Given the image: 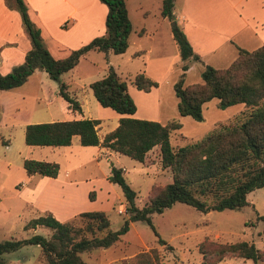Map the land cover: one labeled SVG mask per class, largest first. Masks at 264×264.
<instances>
[{"label": "trees", "instance_id": "obj_1", "mask_svg": "<svg viewBox=\"0 0 264 264\" xmlns=\"http://www.w3.org/2000/svg\"><path fill=\"white\" fill-rule=\"evenodd\" d=\"M4 1L19 11L30 47L20 63L10 71L0 73V89L18 86L34 69H40L57 81V93L66 101L67 107L80 110L79 101L68 92L59 75L73 67L79 56L89 49L101 50L105 54L125 50L131 24L124 0H99L106 6L103 33L58 58L53 57L43 44L39 29L28 17L24 1ZM172 6L173 0H161L160 14L173 20ZM170 28L181 60V71L173 82L178 113L201 120V105L212 97L216 98L215 104L219 108L238 102L243 103V108L227 117L225 122L218 120L201 137L176 147L169 140L170 131L180 126L175 118L160 123L121 115L115 127L101 138L97 134V118L25 123L23 141L27 145H66L73 135H77L81 145L104 146L140 162L144 161L147 151L157 145L159 160L162 166L169 168L171 180L151 184L145 202L137 206L135 191L122 176V168L111 165L107 178L120 186L128 213L118 228L109 227V219L102 210L79 211L67 220H58L45 210L27 220L23 228L43 225L51 230L50 234L35 233L25 238L0 240V263L3 252L34 243L39 245L38 257L44 264H89L81 257L82 252L110 246L126 231L128 222L136 219L144 220L150 226L158 243L172 248L151 223L152 212H159L175 201L192 205L199 211L240 208L248 203L247 192L264 184V44L250 50L238 48L236 56L224 67L205 64L200 71L201 81L183 84L188 62L198 56L175 21ZM131 82L144 91L156 85V81L143 71L134 73ZM88 86L99 105L120 114L134 112L135 103L126 90V81L112 65L108 64L104 74L91 80ZM21 165L26 174L55 176L58 170L55 161L29 157L23 158ZM76 218L84 223L74 224L72 220ZM256 218L261 220L260 232L264 234V214L256 215ZM197 247L201 254L200 264H215L227 255L250 258L253 264L264 260V249L246 240L220 242L203 238ZM118 264H159L157 250L149 247L130 258H122Z\"/></svg>", "mask_w": 264, "mask_h": 264}, {"label": "rangeland", "instance_id": "obj_2", "mask_svg": "<svg viewBox=\"0 0 264 264\" xmlns=\"http://www.w3.org/2000/svg\"><path fill=\"white\" fill-rule=\"evenodd\" d=\"M124 2L131 27L134 30V32L129 31L127 35L125 50L120 53L107 52L105 54L101 50L90 49L84 54V57L77 60L78 63L76 62L74 67L59 75L61 81L68 83V92L77 100L82 101L84 113L88 112L92 116L103 117L100 128H98L99 133L112 129L113 118L110 113L114 111L97 103L88 82L98 77L96 73L105 72L107 65L110 64L116 73L125 79L126 83L128 81L133 85L131 77L136 72L126 74L125 70H133L141 61L133 57L126 60V56L134 49L131 39L141 40L144 43L149 40L135 32L142 23L153 30L155 37H158L159 42L154 44L151 51L153 54H169L174 42V39L172 40L166 35V31L171 28L170 21L161 18V0H124ZM180 2L181 0H173L175 10L179 9ZM254 3L260 4L259 0H238L236 4V9L249 22V25L248 13ZM25 5L29 19L40 33L41 28L37 22L36 8L27 3ZM186 5L189 12H197L201 16H208L214 10L224 12L226 8L224 0H186ZM261 7L264 8V5ZM14 10L19 23H21L19 11L16 8ZM144 11H147L146 14ZM223 21L225 19H221L220 23L206 24L204 33L222 37L225 33V27L221 24ZM262 22V26L258 25L253 28L257 36L264 41V18H262ZM155 27L156 30H154ZM60 28L65 29V27ZM247 31L248 27L243 26L231 38V42L236 45L237 50L238 48L250 50L253 49L252 47L261 45L260 43L240 41L239 38L247 40L250 37ZM62 33L63 31H58V35ZM41 40L42 42L46 40L48 45H52V39L46 33L44 38L41 37ZM20 48L22 47L20 46ZM20 48L17 47L13 51H19ZM3 49L2 53H5L6 50ZM108 59L110 62H107ZM20 60L18 53L14 54L13 61L15 63L13 62L10 67L9 65H0V71L7 69L10 71L13 66L22 61ZM40 73V75L29 74L16 87L0 89V240L10 237L25 238L35 233L48 236L51 230L46 226L37 225L34 228L24 229L23 225L27 220L45 210L50 211L58 219V208L67 214L60 215L61 220L71 217L72 211L75 213L83 210H102L109 219V227L116 229L127 218L128 213L120 186L107 178L110 165L123 167L122 176L135 191L134 202L137 206H141L145 202L150 185L170 181L171 172L168 167L162 166L159 157L157 158V146H153L144 161L140 162L119 153H112L115 155L108 157L106 152H99L95 159L91 155L95 147L81 145L76 137L71 143V153L67 152L70 147H59L62 149L58 150V145L25 144L23 141L25 123L68 119L77 115L75 114L77 110L69 109L66 101L57 93V81L50 78L43 70ZM82 82L85 83V89L79 86ZM182 82H184V75ZM164 91L161 108H165L162 111L167 113L171 110L168 115L177 114L175 105L169 107L168 88ZM146 98L137 99L136 104L139 112L156 104V91H150ZM213 100L216 102V98L213 97L206 103L207 107H204L205 119L203 121L192 119L189 115H185L181 123L178 121L180 126L169 133L172 146L183 145L201 137L210 129L211 121L217 119L225 122L227 117L243 108L241 102L219 108L212 102ZM101 150L104 151L103 148ZM23 157L55 161L57 165L59 159L61 175L65 169L71 168L70 179H75L76 182L63 188L66 189L63 191L59 187L58 177L53 179V177L38 173L26 174L21 165ZM90 193L91 195H89ZM246 199L248 203L240 208L199 211L192 205L175 201L159 212H152L150 214L151 223L159 236L166 243H170L172 248L158 243L150 226L144 220L136 219L128 222L126 231L121 233L119 239L113 244L105 248L98 247L82 252L81 257L89 264H118L122 258H130L138 251L154 247L157 250L159 264H200L201 254L197 244L203 238L220 242L246 240L253 242L256 247L264 249V234L260 232L261 220L256 218V215L264 214V184L247 192ZM63 206L66 208H62ZM118 207L122 208L121 212L117 211ZM72 222L74 224L84 223L78 218ZM38 252V244H23L15 250L3 252L0 264H41L38 261L39 257L36 258ZM215 264H253V261L250 258L227 255ZM256 264H264V260H258Z\"/></svg>", "mask_w": 264, "mask_h": 264}, {"label": "crops", "instance_id": "obj_3", "mask_svg": "<svg viewBox=\"0 0 264 264\" xmlns=\"http://www.w3.org/2000/svg\"><path fill=\"white\" fill-rule=\"evenodd\" d=\"M23 1L27 3L29 6L36 8L37 22L41 28L40 30L41 37L44 38V34L46 33L47 36H49L52 39L51 42L52 45H48L46 40L45 42L43 41V44L45 45L49 53L55 58L65 56L68 53L69 49L75 48L87 42L91 37L101 34L104 31V15L106 11V6L103 2L99 0H23ZM237 2L238 0H224V3L226 5L224 12L223 11L216 12V10H214L212 13H209L208 16H201L197 14V12L194 13L189 12L188 11L189 8L186 5V0H181L178 10H175L172 6L173 20L182 28L191 46L192 51L198 56L197 59H193L188 62V66L184 70L183 84L201 81V77L199 75H200V71L202 70L205 64L211 65L213 67H224L228 65L230 61L237 54L236 45H234L231 42V38L234 36V34L240 31L241 27L243 26L248 27L247 33L248 36L250 35V37H248L247 40H243L239 38L240 41L253 42V44H259V43L264 44L263 43L264 41L257 36V33L254 29L255 26L258 25L262 26L263 24L262 18H264V8L261 6L264 5V0H259L261 5L260 4L258 5V3L257 4L254 3L253 7L252 8L250 7L249 10L250 12L248 13L249 14L248 17L251 26L248 24L249 22L245 20L244 17L241 15V13L236 9ZM14 9L15 8L13 6H8L4 0H0V65H6V66L9 65V67L13 65V62L15 63V61H13L14 54L18 53V57L20 56L21 60H23L24 53L30 47L29 37L22 25V22L19 23L18 16L16 12H14L15 11ZM146 12L147 11H144L145 14ZM161 18L162 19L166 18L168 21H171L167 17L162 15ZM221 19H225V21L221 23L225 27V31H224L225 33L224 35H222V37L219 38L218 36L215 37L211 34L209 35L207 33H204V27L206 26V24L210 25L211 22L213 24L215 22L220 23ZM13 22L15 23L13 24ZM171 25L172 24H170V26ZM60 27L63 28L65 27V29H62ZM156 29L157 28L155 27L154 30ZM131 30L134 32L133 27H131L130 31ZM58 31H63V33L61 35H58ZM135 32L137 33V35L144 36L149 40L147 43H144L141 40L131 39L134 49L131 50L129 54H127L126 60L133 57L134 59H140L141 62L133 70L127 69L125 70V72L126 74H130L142 70L148 77L156 81V85L152 86L149 90L144 91L142 89L136 88L127 81L126 90L135 103V110L134 112L129 114H120L112 109L114 111L113 113H110V116L113 118L112 128L115 127V125L117 124L118 117L121 115H128L137 118L153 119L159 121L160 123H164L170 118H175L181 123V120L184 118L185 115H180L178 112L177 114L174 115L173 114L168 115L169 112H171V110L165 113L164 111H162V109L165 107L161 108V105L164 101L163 90L166 91L167 88H168L167 95L169 94L168 99L170 100L169 107L173 105L176 106L177 97L174 94L172 85L181 71L180 69L181 60L179 58L177 45L174 43L175 41L172 38L171 29L166 31L167 37L174 41L173 42L174 44L172 43V51H170L169 54L166 53L153 54L151 52L154 44L158 43L159 40L158 37H155V32L150 28H147L144 25V23H142V25L139 26L135 30ZM20 46L22 48H20ZM17 47L20 48V50L13 51ZM3 48H5L6 50L5 53H2V51L4 50ZM84 54L79 56L78 60L81 57H84ZM107 62H110V60L108 59ZM7 71L8 69L6 71L3 70L0 72L5 73ZM40 71H41L40 69H34L30 73V75L32 74L40 75L41 74ZM96 74L98 77H100L104 74V72L102 73L99 72ZM67 84L68 83H66V86ZM79 86L80 88H84L85 83L82 82V84H80ZM164 87L165 89H163ZM152 90L156 91V104L154 106L147 107L146 109H143L142 111L139 112L138 105L136 104L137 99L146 98V96L149 95L150 91ZM210 99L204 101L201 105L202 121L205 119L204 107H207L206 103L209 102ZM78 101L80 103V110H77V112L75 113L77 115H74L72 118H81V117L97 118L99 120L98 123L96 124L97 134L101 138L102 135L105 132H107L105 131L103 133H99L98 131V128H100V125L102 123L103 117H100L99 115L95 117L89 114L88 112L84 113L85 111L83 108L82 101L81 100ZM212 102L216 103L214 100ZM217 121H218L217 119L211 121L209 128L214 126V124ZM75 137L77 138L76 140L78 141V136L73 135L70 139V143L66 145H58V150L62 149L59 147H70L67 152L71 153L72 152L71 143L72 141H74ZM83 146L95 147V149L92 150L93 153L91 154L95 159H97L99 152L102 153L106 152L108 157H110L111 155L113 156L115 155L112 153H118L116 151H113L107 147L100 145H83ZM101 148H103L104 151H102ZM151 148L147 151L146 153L147 155L150 153ZM158 157L159 155H158V146H157V158ZM64 168L67 167L64 166ZM71 172H72L71 168L65 169L63 175H61V162L58 159L57 173L55 176H49V177H53V179H57L58 177L59 187L61 190L65 191L66 189L63 188L67 187L68 185H73L76 182L75 179H70ZM62 208H66V207L63 206ZM75 213H73L72 211V213L70 214L72 216ZM65 214L66 213L64 211L59 210L58 208V219H60V215L64 216ZM38 254L36 258L38 257ZM38 261L42 264L40 260Z\"/></svg>", "mask_w": 264, "mask_h": 264}, {"label": "built area", "instance_id": "obj_4", "mask_svg": "<svg viewBox=\"0 0 264 264\" xmlns=\"http://www.w3.org/2000/svg\"><path fill=\"white\" fill-rule=\"evenodd\" d=\"M117 211H118V212H121V211H122V208H121V207H118V208H117Z\"/></svg>", "mask_w": 264, "mask_h": 264}, {"label": "water", "instance_id": "obj_5", "mask_svg": "<svg viewBox=\"0 0 264 264\" xmlns=\"http://www.w3.org/2000/svg\"><path fill=\"white\" fill-rule=\"evenodd\" d=\"M170 24H174V20H171V21H170Z\"/></svg>", "mask_w": 264, "mask_h": 264}]
</instances>
